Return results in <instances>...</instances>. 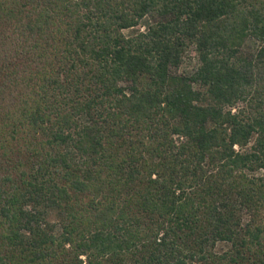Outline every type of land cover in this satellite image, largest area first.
I'll return each mask as SVG.
<instances>
[{
  "label": "trees",
  "instance_id": "16d2710c",
  "mask_svg": "<svg viewBox=\"0 0 264 264\" xmlns=\"http://www.w3.org/2000/svg\"><path fill=\"white\" fill-rule=\"evenodd\" d=\"M0 264H264V0H0Z\"/></svg>",
  "mask_w": 264,
  "mask_h": 264
},
{
  "label": "rangeland",
  "instance_id": "374dc122",
  "mask_svg": "<svg viewBox=\"0 0 264 264\" xmlns=\"http://www.w3.org/2000/svg\"><path fill=\"white\" fill-rule=\"evenodd\" d=\"M198 65H199V61L197 54L194 52L193 49H190L185 55L184 62L181 65L180 71L185 74H191L198 67ZM53 219L55 220L56 218L54 217V214H51L49 220L53 221ZM221 248H223V245L218 247V249Z\"/></svg>",
  "mask_w": 264,
  "mask_h": 264
}]
</instances>
